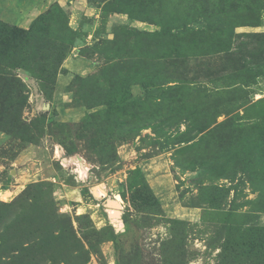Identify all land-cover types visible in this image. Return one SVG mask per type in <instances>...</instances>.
Returning <instances> with one entry per match:
<instances>
[{"label": "rangeland", "instance_id": "rangeland-1", "mask_svg": "<svg viewBox=\"0 0 264 264\" xmlns=\"http://www.w3.org/2000/svg\"><path fill=\"white\" fill-rule=\"evenodd\" d=\"M0 23V264H264V0Z\"/></svg>", "mask_w": 264, "mask_h": 264}, {"label": "trees", "instance_id": "trees-1", "mask_svg": "<svg viewBox=\"0 0 264 264\" xmlns=\"http://www.w3.org/2000/svg\"><path fill=\"white\" fill-rule=\"evenodd\" d=\"M7 30V27L5 26V25H3L2 23H0V32L1 31H6ZM31 31V30H30ZM8 32L9 33H11V35H13V36H21V33H26V31L25 30H21V29H18V28H10L9 30H8ZM224 33H222V34H219V37L221 36V35H223Z\"/></svg>", "mask_w": 264, "mask_h": 264}, {"label": "bare ground", "instance_id": "bare-ground-1", "mask_svg": "<svg viewBox=\"0 0 264 264\" xmlns=\"http://www.w3.org/2000/svg\"><path fill=\"white\" fill-rule=\"evenodd\" d=\"M117 200H119V199H117ZM110 206H112L113 208H115V210L117 209V203L111 202L110 203ZM111 213H112V218H117L118 215H119L118 212H116V211H111Z\"/></svg>", "mask_w": 264, "mask_h": 264}, {"label": "crops", "instance_id": "crops-1", "mask_svg": "<svg viewBox=\"0 0 264 264\" xmlns=\"http://www.w3.org/2000/svg\"><path fill=\"white\" fill-rule=\"evenodd\" d=\"M38 12H39V11H38ZM67 70H69V69H67ZM24 155H25V154L23 153V154H22V158H23Z\"/></svg>", "mask_w": 264, "mask_h": 264}]
</instances>
